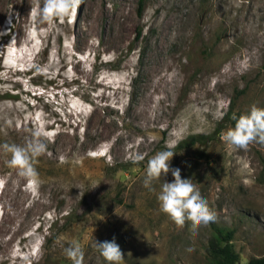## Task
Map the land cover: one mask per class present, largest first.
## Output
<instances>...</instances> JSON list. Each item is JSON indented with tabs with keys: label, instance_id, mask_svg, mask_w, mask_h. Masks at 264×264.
Returning <instances> with one entry per match:
<instances>
[{
	"label": "rangeland",
	"instance_id": "374dc122",
	"mask_svg": "<svg viewBox=\"0 0 264 264\" xmlns=\"http://www.w3.org/2000/svg\"><path fill=\"white\" fill-rule=\"evenodd\" d=\"M36 4L0 0V145L48 133L36 184L0 147V264H72L74 242L84 264H108L95 240H115L125 264H207L216 228L233 230L238 264L262 256L264 146L220 134L264 108V0H127L125 28L118 0H83L50 24ZM190 134L209 138L179 147ZM166 145L217 213L198 234L161 211V182L144 185Z\"/></svg>",
	"mask_w": 264,
	"mask_h": 264
},
{
	"label": "clouds",
	"instance_id": "9594fccd",
	"mask_svg": "<svg viewBox=\"0 0 264 264\" xmlns=\"http://www.w3.org/2000/svg\"><path fill=\"white\" fill-rule=\"evenodd\" d=\"M82 2L83 0H43L41 7L37 0L36 6L31 7L30 15H38L40 21L44 23L50 24L54 20L63 22L75 15ZM233 119L236 121L234 128L220 134L222 142L241 150H247L251 144L264 146V108L253 105L248 114L240 115L238 118L234 116ZM47 136L48 133L37 127L23 146L15 143L0 145L5 153L10 154L9 166L17 169L18 175L25 178L29 185L38 182L39 173L35 163L38 157L47 152ZM166 148L168 150L159 151L148 160L144 185L150 191L156 192L152 185L161 182L157 194L161 211L178 228H184L188 224L191 233L198 234L201 228H207L217 221V213L210 208L197 183L192 179H182L180 169L171 168L170 162L176 153L170 150L169 145H166ZM135 159L139 162L144 157L138 155ZM169 172L174 177L173 182H165L162 179ZM93 247L108 264H125L124 254L115 240L102 243L95 240ZM188 251L192 249L189 248ZM64 254L72 264H84L85 252L79 242L65 248Z\"/></svg>",
	"mask_w": 264,
	"mask_h": 264
},
{
	"label": "trees",
	"instance_id": "16d2710c",
	"mask_svg": "<svg viewBox=\"0 0 264 264\" xmlns=\"http://www.w3.org/2000/svg\"><path fill=\"white\" fill-rule=\"evenodd\" d=\"M209 136L203 134H190L182 139L179 147H189L196 143L204 144ZM233 230L229 228H216L207 242V264H238L239 255L231 242ZM245 264H264L262 256L251 257Z\"/></svg>",
	"mask_w": 264,
	"mask_h": 264
},
{
	"label": "bare ground",
	"instance_id": "6f19581e",
	"mask_svg": "<svg viewBox=\"0 0 264 264\" xmlns=\"http://www.w3.org/2000/svg\"><path fill=\"white\" fill-rule=\"evenodd\" d=\"M127 0H118V6L116 8L114 19L119 25H122V28L126 27V19L128 14L126 12Z\"/></svg>",
	"mask_w": 264,
	"mask_h": 264
}]
</instances>
